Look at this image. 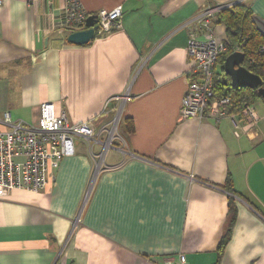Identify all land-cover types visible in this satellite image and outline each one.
<instances>
[{
    "label": "crops",
    "instance_id": "1",
    "mask_svg": "<svg viewBox=\"0 0 264 264\" xmlns=\"http://www.w3.org/2000/svg\"><path fill=\"white\" fill-rule=\"evenodd\" d=\"M66 1L0 6V129L4 113L34 124L51 102L70 121L94 119L97 136L75 138L45 191L2 198L0 264H264V105H252V128L240 111L239 128L181 112L189 22L239 2L264 18V0H79L89 14L123 6L121 27L85 45L52 29Z\"/></svg>",
    "mask_w": 264,
    "mask_h": 264
},
{
    "label": "built area",
    "instance_id": "2",
    "mask_svg": "<svg viewBox=\"0 0 264 264\" xmlns=\"http://www.w3.org/2000/svg\"><path fill=\"white\" fill-rule=\"evenodd\" d=\"M3 3L4 0H0V6ZM226 7L229 6L205 7L199 17L189 22H194L188 41V54L193 67L181 112L183 117L199 119L229 117L239 128L240 124L234 120V112L230 110L231 99L228 96L216 97L215 91V70L227 46L224 40L217 37L211 18ZM96 14L98 29L95 35L104 36L121 27L122 5L110 10L101 9ZM89 15L79 0H67L59 12L48 14L52 19V29L68 32L86 29ZM262 50L264 52V48ZM128 95L122 97L124 101L129 99ZM240 114L247 122L246 127L256 126L259 116L252 105H247ZM3 121L8 127L0 129V201L16 188L45 191L60 159L75 153V138L81 136L94 140L97 136L94 119L70 121L64 111L56 114L51 102L41 104V118L37 123L14 121L8 112L4 113ZM117 125L118 118L113 123V133Z\"/></svg>",
    "mask_w": 264,
    "mask_h": 264
},
{
    "label": "trees",
    "instance_id": "3",
    "mask_svg": "<svg viewBox=\"0 0 264 264\" xmlns=\"http://www.w3.org/2000/svg\"><path fill=\"white\" fill-rule=\"evenodd\" d=\"M253 15L252 8L242 2L226 7L217 14L216 22L223 24L226 28L225 44L227 50L220 56L215 70L216 97L228 96L231 99L230 110L234 113L242 111L247 105H253V102L259 98L264 101V98L258 94L257 89L232 87L230 84L231 78L225 73L223 67L226 57L240 49L246 56L244 66L251 72L258 74L262 78V86H264V52L262 50L264 48V36L253 23ZM67 43L72 44L68 41ZM133 130L134 125L130 124L129 131ZM226 190L236 194L230 177L226 182ZM232 203V200H230L227 226L218 247L219 254L222 253L230 238L235 220Z\"/></svg>",
    "mask_w": 264,
    "mask_h": 264
},
{
    "label": "water",
    "instance_id": "4",
    "mask_svg": "<svg viewBox=\"0 0 264 264\" xmlns=\"http://www.w3.org/2000/svg\"><path fill=\"white\" fill-rule=\"evenodd\" d=\"M252 20L257 30L264 36V18L258 14H254ZM97 22V14L89 15L86 19V29L69 33L67 41L78 45L90 43L96 36L95 31L98 29ZM245 57V53L241 50H236L226 57L223 67L225 73L231 78L230 84L234 88L257 89L258 94L264 98L262 78L244 66Z\"/></svg>",
    "mask_w": 264,
    "mask_h": 264
},
{
    "label": "rangeland",
    "instance_id": "5",
    "mask_svg": "<svg viewBox=\"0 0 264 264\" xmlns=\"http://www.w3.org/2000/svg\"><path fill=\"white\" fill-rule=\"evenodd\" d=\"M225 38H226V37H224V41H225ZM253 104H254V105L256 106V108L258 109V107H259L260 104H263V105H264V101H263L261 98H259V99L255 100V101L253 102Z\"/></svg>",
    "mask_w": 264,
    "mask_h": 264
}]
</instances>
